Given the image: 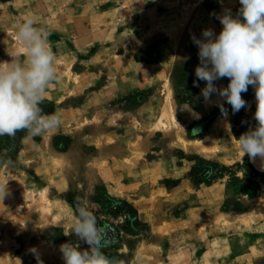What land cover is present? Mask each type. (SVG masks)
I'll use <instances>...</instances> for the list:
<instances>
[{"label": "rangeland", "instance_id": "obj_1", "mask_svg": "<svg viewBox=\"0 0 264 264\" xmlns=\"http://www.w3.org/2000/svg\"><path fill=\"white\" fill-rule=\"evenodd\" d=\"M227 7L238 0H0V61L25 16L50 32L58 80L41 106L61 117L0 136V264H64L80 200L125 264H264V170L237 143L254 89L223 117L193 87L191 34H218Z\"/></svg>", "mask_w": 264, "mask_h": 264}, {"label": "clouds", "instance_id": "obj_2", "mask_svg": "<svg viewBox=\"0 0 264 264\" xmlns=\"http://www.w3.org/2000/svg\"><path fill=\"white\" fill-rule=\"evenodd\" d=\"M223 3V0H220ZM233 13L230 7L221 13H212L222 28L202 30L201 38L191 34L198 48L199 64L195 68L193 87H200L206 104H215L221 115L227 117L224 102L233 114L250 105L244 99L251 86L254 89V123L238 138L242 158L247 155L255 163L261 162L264 170V0H238ZM18 54L0 61V136L14 137L19 131L40 136L61 126L57 113H45L41 106L49 88L58 80L56 54L49 43L50 32L27 15L15 32ZM22 54V55H21ZM227 78V86L217 81ZM219 99L213 101L212 96ZM8 181H0V201L8 194ZM77 242L67 240L59 245L64 264H125L103 251L105 233L87 201L80 200L71 233ZM81 245H86L82 247ZM38 264H43L37 257Z\"/></svg>", "mask_w": 264, "mask_h": 264}]
</instances>
